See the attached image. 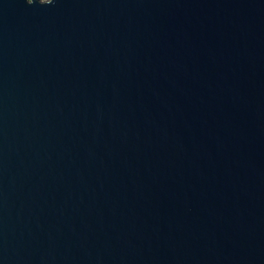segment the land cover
<instances>
[{"label":"water","instance_id":"water-1","mask_svg":"<svg viewBox=\"0 0 264 264\" xmlns=\"http://www.w3.org/2000/svg\"><path fill=\"white\" fill-rule=\"evenodd\" d=\"M49 3L0 0V264H264V0Z\"/></svg>","mask_w":264,"mask_h":264},{"label":"clouds","instance_id":"clouds-1","mask_svg":"<svg viewBox=\"0 0 264 264\" xmlns=\"http://www.w3.org/2000/svg\"><path fill=\"white\" fill-rule=\"evenodd\" d=\"M51 3H52V0H51ZM51 3H49V4H51ZM48 5V4H47Z\"/></svg>","mask_w":264,"mask_h":264}]
</instances>
